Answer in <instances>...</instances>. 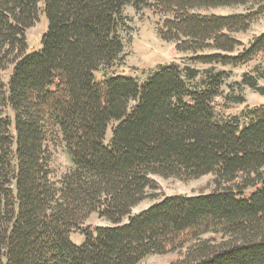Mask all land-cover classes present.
<instances>
[{"label":"trees","instance_id":"trees-1","mask_svg":"<svg viewBox=\"0 0 264 264\" xmlns=\"http://www.w3.org/2000/svg\"><path fill=\"white\" fill-rule=\"evenodd\" d=\"M150 2L171 15L160 37L210 68L161 66L142 83L114 72L125 7ZM225 7L242 12L205 14ZM262 15L264 0H0V264H264V107L228 113L245 102L240 87L264 98V86L243 74L224 91L231 71L213 67L264 53V32L241 50L229 34ZM57 135L72 167L54 180ZM156 176L208 180L133 214ZM93 214L108 224L89 233Z\"/></svg>","mask_w":264,"mask_h":264},{"label":"rangeland","instance_id":"rangeland-1","mask_svg":"<svg viewBox=\"0 0 264 264\" xmlns=\"http://www.w3.org/2000/svg\"><path fill=\"white\" fill-rule=\"evenodd\" d=\"M241 12L242 8L240 7H225L210 10L205 14L227 16ZM123 14L127 19L126 27L123 32L124 52L121 56V61L113 69L116 74L131 76L137 79L139 83H142L161 66L171 64H177L180 66L187 65L198 70L211 67V65L201 64L196 60H191L192 53L178 52L175 48L174 42L165 41L160 37L159 30L163 28L164 21L171 18V15L160 12L151 2L149 6L144 7L139 11L127 6L125 7ZM46 25L47 23L43 15H40L38 21L25 32L28 51H36L40 49V38L46 30ZM262 32H264V15L254 20L246 32L232 31L229 34L241 42L242 46L237 47V49L241 50ZM208 43L209 42L203 44V47L199 48L196 54L202 55L211 53L213 50L206 46ZM199 46L200 45H197V47ZM213 67L217 70L231 71V77L226 80L222 86L224 91H228L229 84L239 82L243 74L257 77V84L259 86H264V78L257 76V74L260 75V73H263L264 71V53L257 54L250 61L240 64L237 67L221 66L217 64H214ZM9 74L10 71H6L2 75L4 83L8 81ZM100 77L101 73L97 75L98 79ZM240 93L244 96L245 102L232 106L228 113L238 115L244 110L252 107H264V98L250 90L247 86L240 87ZM114 125L115 124L112 123L107 127L105 135L106 144L109 142L111 129ZM48 150L50 153L49 168L51 176L54 180H57L66 173L72 165L64 151L63 143L59 135H57L56 140L53 141V143L48 144ZM154 180L157 184V190L151 192L147 200L135 207L132 210L133 214H137L147 209L163 197L172 195H196L205 189L208 178L184 182L177 179H165L156 176L154 177ZM107 224L108 223L105 220L98 218L93 214L83 222L82 229H85L89 233H93L95 228L104 227L107 226ZM70 241L74 245L79 246L84 242V237L79 233H71ZM161 258L162 257L158 255H153L149 257L148 261H158Z\"/></svg>","mask_w":264,"mask_h":264}]
</instances>
